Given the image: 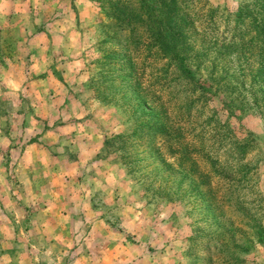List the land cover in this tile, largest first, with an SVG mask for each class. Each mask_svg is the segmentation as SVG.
Segmentation results:
<instances>
[{"label":"rangeland","instance_id":"rangeland-1","mask_svg":"<svg viewBox=\"0 0 264 264\" xmlns=\"http://www.w3.org/2000/svg\"><path fill=\"white\" fill-rule=\"evenodd\" d=\"M0 264H264V0H0Z\"/></svg>","mask_w":264,"mask_h":264},{"label":"trees","instance_id":"trees-1","mask_svg":"<svg viewBox=\"0 0 264 264\" xmlns=\"http://www.w3.org/2000/svg\"><path fill=\"white\" fill-rule=\"evenodd\" d=\"M207 51H205L203 54H205ZM184 73L186 74V75H188L189 77H194L195 78V76L192 74V72L189 70V68L188 67H184ZM208 79H199V80H196L197 82V84L199 85V87L201 88V92L203 93V94H206V92H208V93H211L212 94V92H213V89H214V85H217V86H219L218 87V90H220V84H221V82H223L222 80L220 81V82H218V81H216L215 79H214V75L213 74H211V75H209L208 77H207ZM217 90V91H218ZM230 106H231V110L233 111V114H236L235 113V111L234 110H236V105H235V103H231L230 104ZM246 171H244V170H242L241 171V174L242 173H245ZM240 175V174H239Z\"/></svg>","mask_w":264,"mask_h":264}]
</instances>
